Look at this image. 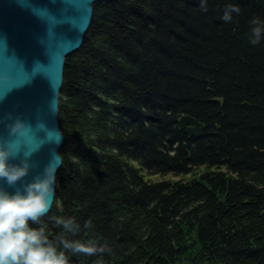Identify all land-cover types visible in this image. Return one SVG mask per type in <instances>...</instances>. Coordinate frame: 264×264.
<instances>
[{
	"label": "trees",
	"instance_id": "obj_1",
	"mask_svg": "<svg viewBox=\"0 0 264 264\" xmlns=\"http://www.w3.org/2000/svg\"><path fill=\"white\" fill-rule=\"evenodd\" d=\"M230 5L240 11L225 21ZM254 18L264 22V0L93 3L81 47L65 57L54 202L32 225L69 264H264ZM184 115L204 123L200 135L181 129ZM63 240L103 251L73 253Z\"/></svg>",
	"mask_w": 264,
	"mask_h": 264
},
{
	"label": "water",
	"instance_id": "obj_2",
	"mask_svg": "<svg viewBox=\"0 0 264 264\" xmlns=\"http://www.w3.org/2000/svg\"><path fill=\"white\" fill-rule=\"evenodd\" d=\"M96 1L0 0V139L18 146L13 162L30 154L26 180L49 162L58 163L56 173L62 165L58 108L65 57L81 47ZM180 126L200 135L204 123L184 115Z\"/></svg>",
	"mask_w": 264,
	"mask_h": 264
},
{
	"label": "clouds",
	"instance_id": "obj_3",
	"mask_svg": "<svg viewBox=\"0 0 264 264\" xmlns=\"http://www.w3.org/2000/svg\"><path fill=\"white\" fill-rule=\"evenodd\" d=\"M239 11V7L230 5L222 18L230 21L231 13ZM251 23L256 25L251 41L256 44L264 32V22L254 18ZM15 127L19 128V123ZM18 157V146L11 140L0 139V264H69L65 252L57 250L44 228L32 226L52 205L58 163L49 162L42 173L26 180L32 167L30 154L26 153L18 163L13 162ZM57 223L67 228L71 221L58 218ZM62 243L64 249L73 253L94 255L103 251L92 242L63 240Z\"/></svg>",
	"mask_w": 264,
	"mask_h": 264
},
{
	"label": "rangeland",
	"instance_id": "obj_4",
	"mask_svg": "<svg viewBox=\"0 0 264 264\" xmlns=\"http://www.w3.org/2000/svg\"><path fill=\"white\" fill-rule=\"evenodd\" d=\"M153 178H157V179H161L163 176L159 175V174H154L152 175ZM170 175H166V177H169Z\"/></svg>",
	"mask_w": 264,
	"mask_h": 264
}]
</instances>
